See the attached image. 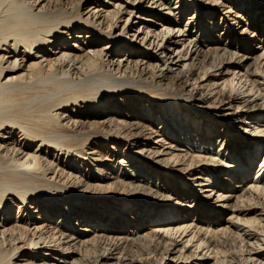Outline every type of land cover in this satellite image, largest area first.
<instances>
[{
  "label": "bare ground",
  "instance_id": "1",
  "mask_svg": "<svg viewBox=\"0 0 264 264\" xmlns=\"http://www.w3.org/2000/svg\"><path fill=\"white\" fill-rule=\"evenodd\" d=\"M263 86L264 0H0V264H264Z\"/></svg>",
  "mask_w": 264,
  "mask_h": 264
},
{
  "label": "rangeland",
  "instance_id": "2",
  "mask_svg": "<svg viewBox=\"0 0 264 264\" xmlns=\"http://www.w3.org/2000/svg\"><path fill=\"white\" fill-rule=\"evenodd\" d=\"M237 71L236 72H238L239 70H240V68H237L236 69ZM244 70V69H243ZM243 70H240V72L237 74V79L236 80H238V78L242 75V74H244L245 72L243 71ZM216 73H218V72H213V73H211V74H216ZM246 74V76L248 75V77L249 78H252V79H254V77L251 75H249V73L248 72H246L245 73ZM246 77H243V81H244V79H245ZM255 80H258V79H255ZM218 81H221V80H218ZM217 80L215 81V82H218ZM262 81V80H261ZM264 87V86H263ZM214 110L213 111H228V105L226 106L224 103L223 104H219V103H217L216 105H215V108H213ZM230 111H232V109H230ZM178 114V113H177ZM179 115H180V113H179ZM207 117H209L208 115H207ZM209 118H212V117H209ZM209 118H207V119H209ZM205 120V119H204ZM221 127H219V129H220ZM198 131H200V130H198ZM260 160H262V158L261 159H257V161H256V165H257V167L255 168V170L257 169L258 170V167H260V165H261V163H260ZM259 164V165H258Z\"/></svg>",
  "mask_w": 264,
  "mask_h": 264
}]
</instances>
